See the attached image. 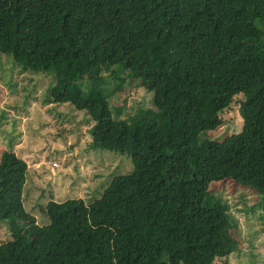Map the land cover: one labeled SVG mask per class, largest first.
Here are the masks:
<instances>
[{
	"label": "trees",
	"instance_id": "obj_1",
	"mask_svg": "<svg viewBox=\"0 0 264 264\" xmlns=\"http://www.w3.org/2000/svg\"><path fill=\"white\" fill-rule=\"evenodd\" d=\"M1 54L51 76L45 100L86 110L90 148L133 168L87 204L49 200L41 228L23 204L25 160L2 151L12 237L0 264H213L239 249L208 187L232 180L264 197V0H0ZM114 72L156 77L153 106L113 118ZM238 95L241 130L198 142Z\"/></svg>",
	"mask_w": 264,
	"mask_h": 264
},
{
	"label": "rangeland",
	"instance_id": "obj_2",
	"mask_svg": "<svg viewBox=\"0 0 264 264\" xmlns=\"http://www.w3.org/2000/svg\"><path fill=\"white\" fill-rule=\"evenodd\" d=\"M146 52L157 61L150 47ZM156 80L140 82L126 72L107 74L104 87L112 117L127 119L140 107H152ZM52 82L51 76L23 71L10 56L0 55V155L11 150L25 160L23 204L41 228L47 223L41 207L49 200L82 198L87 204L100 197L114 175L133 168L127 154L90 148L89 128L94 121L86 110L70 103L46 101ZM241 98L235 97L221 112V125L202 132L198 142L222 140L241 130L243 119L236 102ZM208 194L221 202L230 232L239 243L238 250L216 258L213 264H264L263 195L232 180L213 181ZM11 237L7 223L0 221V243Z\"/></svg>",
	"mask_w": 264,
	"mask_h": 264
}]
</instances>
